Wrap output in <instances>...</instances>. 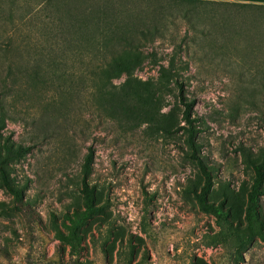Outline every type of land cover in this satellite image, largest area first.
Listing matches in <instances>:
<instances>
[{
  "label": "rangeland",
  "instance_id": "obj_1",
  "mask_svg": "<svg viewBox=\"0 0 264 264\" xmlns=\"http://www.w3.org/2000/svg\"><path fill=\"white\" fill-rule=\"evenodd\" d=\"M105 3L139 9L144 24L165 21L161 37L145 35L136 50L146 57L133 75L145 81L144 93L153 88L156 95L145 122L111 117L89 96L87 71L100 63L89 36L74 47L84 57L63 65L73 72L65 80L54 76L56 68L53 75L30 61L61 31L56 17H88ZM178 12L168 0H0V137L23 148L10 176L23 187L24 202L16 207L0 187V264H264V182L256 221L245 217L250 161L264 156V11L203 3L190 17L195 29ZM169 56L184 95L194 100L196 153L210 175L206 200L221 205L219 218L196 199L203 177L188 157L185 130L160 127L170 109L173 122L183 124L172 83H155ZM88 150L86 182L101 210L70 238L68 218L84 208L79 180Z\"/></svg>",
  "mask_w": 264,
  "mask_h": 264
},
{
  "label": "trees",
  "instance_id": "obj_2",
  "mask_svg": "<svg viewBox=\"0 0 264 264\" xmlns=\"http://www.w3.org/2000/svg\"><path fill=\"white\" fill-rule=\"evenodd\" d=\"M172 1L175 6L179 7V15L189 21L191 29L196 27L191 22L190 17L193 14L198 15L197 8L203 3H220L237 5L246 7L254 12L264 11V4L257 3H240L214 0H168ZM107 3L103 7H93L88 17L85 14L79 16L74 14H63L56 17L57 21L62 24L60 32L52 36L47 42L45 50L33 54L30 61L35 64L44 65L52 70L54 75V68L57 73L54 75L57 79L65 80V77L73 74L69 72L63 65L66 62L73 63L74 60L82 59L84 55H78V51L74 47L79 46L81 41L90 37L92 57L100 63L89 68L87 73L91 78V92L89 96L98 103V108L106 111L107 114L114 118H120L131 122H145L147 118L153 117V105L150 104V99H154L153 88H147L145 93L142 88L145 81L134 77V72L139 69L138 64L146 57L136 52L141 45V40L145 35L152 37H161L165 27L152 19L149 23L144 24L139 21L140 10L137 8L127 9V7L117 8V5L107 7ZM106 8H109L108 11ZM128 11V12H126ZM134 15V16H133ZM93 29L90 35H86L83 28ZM81 54V53H80ZM150 56V55H149ZM154 57V55H151ZM174 56H169L165 65L159 64L156 70V84L157 89L161 86H166L171 82L176 89L177 102L182 106L178 108L180 119L183 122L179 125L176 119L172 120L176 115L174 109H170L169 114L165 115L162 120L161 128L165 131L169 130L171 126L182 128L185 130L184 141L190 149L188 157L194 161L199 168L203 177V183L199 186V191L195 192L196 199L201 209L207 213L219 218L223 212L221 205H214L206 200V194L210 190L211 181L208 169L203 159L197 155L195 148V123L191 116V109L194 105L193 99H187L183 93V85L181 76L177 72L176 64L173 63ZM62 66L63 69L58 68ZM72 67V66H71ZM182 69V68H181ZM58 70L60 72H58ZM50 72V71H48ZM33 76L37 78V72L32 70ZM75 74V73H74ZM82 73L77 74V76ZM123 76V81L118 86L109 85L112 79ZM82 81V76H79ZM153 83V84H155ZM160 91V90H159ZM155 96V97H154ZM147 102V104H146ZM146 104V105H145ZM5 111L0 102V136L1 131L5 126L4 122ZM21 148L19 145H14L10 137H0V187L8 193L13 195L16 201V207L24 204L22 202L23 187L16 185L10 173V163L18 159L21 155ZM91 161V151L85 155L81 168V176L79 183L84 197V208L79 212H74L73 216L69 217L70 222V238L74 236V229L79 226L86 218L101 210L100 206H95L92 198V187L87 186L86 176L89 173V162ZM250 166L254 172L253 180L246 192L247 204L245 207V217L248 223L256 221L257 198L262 192V184L264 182V156L260 160L250 161ZM57 238L68 241L62 234Z\"/></svg>",
  "mask_w": 264,
  "mask_h": 264
}]
</instances>
